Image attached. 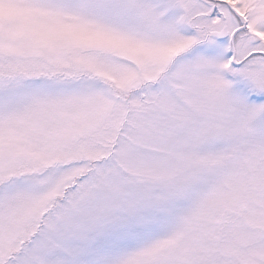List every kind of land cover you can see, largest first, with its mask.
<instances>
[{"label":"snow or ice","instance_id":"snow-or-ice-1","mask_svg":"<svg viewBox=\"0 0 264 264\" xmlns=\"http://www.w3.org/2000/svg\"><path fill=\"white\" fill-rule=\"evenodd\" d=\"M0 264H264V0H0Z\"/></svg>","mask_w":264,"mask_h":264}]
</instances>
